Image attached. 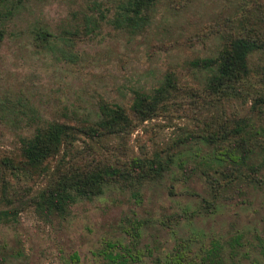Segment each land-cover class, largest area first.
Segmentation results:
<instances>
[{"label": "rangeland", "instance_id": "obj_1", "mask_svg": "<svg viewBox=\"0 0 264 264\" xmlns=\"http://www.w3.org/2000/svg\"><path fill=\"white\" fill-rule=\"evenodd\" d=\"M126 1L0 0V166L8 157L15 167L0 185V264H112L105 251L127 264H166L176 251L203 264L211 248L222 260L204 264H264V115L251 106L264 87L254 74L238 98H220L191 63L264 34V0H153L143 19L126 18ZM263 63L261 51L248 59L252 72ZM168 75L176 86L156 115L23 165L22 140L38 127L94 126L105 104L132 117L136 93ZM241 146L253 151L245 163L224 155ZM78 158L133 175L63 215L41 210L35 196ZM134 159L165 168L137 181Z\"/></svg>", "mask_w": 264, "mask_h": 264}, {"label": "trees", "instance_id": "obj_2", "mask_svg": "<svg viewBox=\"0 0 264 264\" xmlns=\"http://www.w3.org/2000/svg\"><path fill=\"white\" fill-rule=\"evenodd\" d=\"M153 0H127L124 6L126 12H132L133 15H126L127 19L135 16L137 19H143L141 12L146 9ZM256 35V37H255ZM254 36H240L229 41L228 45L222 48L214 57H205L194 60L192 65L198 69L205 70L208 74L206 79L207 89L220 98L235 99L239 96L238 85L248 77H254L256 82L264 87V63L256 71L252 72L248 65L250 55L256 51L263 53L264 61V34H255ZM2 31H0V39ZM263 37V38H262ZM176 86L174 78L168 75L159 88L155 89L152 94L137 92L130 111L132 117L120 105H102L100 107V119L96 125L74 124L66 121H54L42 125L36 129L32 137L22 140V157L23 165L38 166L46 159L55 156L64 144L71 143L77 135H82L88 139L94 140L104 134H114L129 130L139 122H143L156 115L160 109L165 108L166 99L170 95L169 91ZM235 86H237L235 88ZM239 88V89H238ZM167 95V96H166ZM258 107L264 115V91L254 99L251 105ZM133 119L135 121H133ZM256 134L264 133L263 128L256 129ZM259 146V145H258ZM264 158V147H261ZM240 155L232 153L231 150L224 154L226 158L238 164L245 163L247 156H251L252 150L239 147ZM88 156H85L88 159ZM225 158V157H223ZM225 158V159H226ZM10 158L1 159L0 166V185L5 169H14ZM92 161L78 160L73 166L72 171L61 175L50 181L38 195L35 201L38 207L43 211L53 212L57 215H63L67 212L72 204L79 199H90L99 195L103 191L105 183L118 176L127 179L126 176H132L131 169H122L109 165L108 168H102L100 163L93 164ZM153 166V164H150ZM146 162L141 159H134L131 167L134 168L135 179L141 181L148 176L151 171L154 174L159 173L165 168L161 165L159 168L145 169ZM19 169V167L17 168ZM5 214L0 210V215ZM116 244H109L114 247ZM215 248L208 249L201 257L204 259L215 257L222 260L220 254L215 253ZM105 255L112 264H127L129 261L120 251L113 254L111 251H105ZM74 257L77 256L74 254ZM166 264H196L195 261L187 259L183 252L176 251Z\"/></svg>", "mask_w": 264, "mask_h": 264}]
</instances>
